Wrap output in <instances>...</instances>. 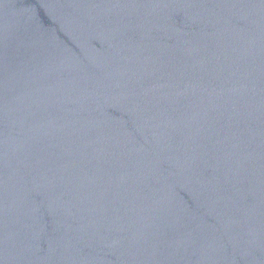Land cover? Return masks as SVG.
<instances>
[{
	"label": "water",
	"instance_id": "95a60500",
	"mask_svg": "<svg viewBox=\"0 0 264 264\" xmlns=\"http://www.w3.org/2000/svg\"><path fill=\"white\" fill-rule=\"evenodd\" d=\"M0 264H264V0H0Z\"/></svg>",
	"mask_w": 264,
	"mask_h": 264
}]
</instances>
